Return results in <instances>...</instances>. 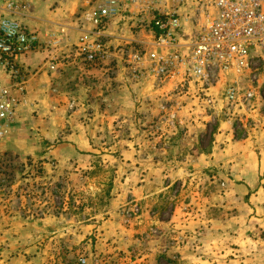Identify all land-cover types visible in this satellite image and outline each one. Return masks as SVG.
<instances>
[{
    "label": "rangeland",
    "instance_id": "1",
    "mask_svg": "<svg viewBox=\"0 0 264 264\" xmlns=\"http://www.w3.org/2000/svg\"><path fill=\"white\" fill-rule=\"evenodd\" d=\"M40 1L20 18L42 44L20 67L18 120L0 143V264H264V61L256 112L210 121L194 90L136 82L119 54L83 61V18L99 0ZM198 1L129 9L114 36L148 40L141 20L177 11L189 43ZM250 160L252 187L233 170Z\"/></svg>",
    "mask_w": 264,
    "mask_h": 264
},
{
    "label": "built area",
    "instance_id": "2",
    "mask_svg": "<svg viewBox=\"0 0 264 264\" xmlns=\"http://www.w3.org/2000/svg\"><path fill=\"white\" fill-rule=\"evenodd\" d=\"M154 4L155 0H99L83 18L82 24L89 28L83 27L76 45L83 61L104 64L119 54L136 82L152 81L157 87L172 83L183 94L194 90L198 100H204L203 110L210 121L221 116L249 118L256 112L264 61V0L198 1L195 9L204 23L190 34L189 43L184 39L187 19L184 24L177 11L154 10L157 15L139 23L140 30L149 34L148 40L123 39L113 49L107 32L111 24L126 19L123 15L129 9L143 14L145 8L155 9ZM30 8L32 0H0V71L10 77L8 85L0 77V143L18 120L24 84L19 58L36 52L42 44L40 35L20 21ZM50 69L57 72L60 68L54 62ZM218 88H223L221 106L214 98Z\"/></svg>",
    "mask_w": 264,
    "mask_h": 264
},
{
    "label": "crops",
    "instance_id": "3",
    "mask_svg": "<svg viewBox=\"0 0 264 264\" xmlns=\"http://www.w3.org/2000/svg\"><path fill=\"white\" fill-rule=\"evenodd\" d=\"M43 2V1H40V0H32V7L33 5H39V3ZM117 29H118V26L114 23L112 24L111 28H110V34H111V37H110V42H111V45L114 44V45H121V43H119V40H117L116 36H114V33L117 32ZM128 29V28H127ZM111 31H113V33H111ZM129 33V32H128ZM116 35V34H115ZM130 35V33H129ZM115 37V38H114ZM33 56L35 55V53H31L27 56H24V57H21L20 60H19V64L26 70L28 71L29 70V64L26 62L28 57L30 56ZM0 77L4 80L5 84H9L10 83V78L7 76V74H5L4 72L0 71ZM133 86H136V85H133ZM136 88V87H134ZM220 131L218 133L219 135V138H221V140H226V141H230L232 140L233 138V132H232V128L230 126L229 123L225 122V123H221V126H220ZM261 134V133H260ZM259 136H256L257 138H259V140H261L264 136V131L263 133ZM229 146V145H227ZM222 148V147H221ZM230 148V147H229ZM244 148H248V151H247V154L249 153V144L246 143L243 147ZM213 150H215L216 152L219 151V147L216 146ZM227 151V150H226ZM246 157V158H249V155H243V158ZM242 161H240V164ZM251 164L249 165V167H247L245 165V167L242 168L241 165H239V171H238V168H233V170H236L235 172L237 173V175H241V172H240V169L243 171L244 173V176H241V179H243L242 181L246 184V185H249V186H254V185H258L259 183V174H258V170L260 168V165L261 163L259 162H255V161H252L250 160ZM235 167V166H234Z\"/></svg>",
    "mask_w": 264,
    "mask_h": 264
}]
</instances>
